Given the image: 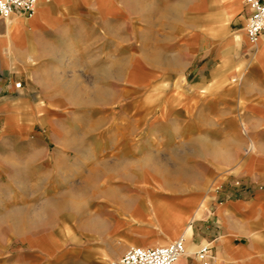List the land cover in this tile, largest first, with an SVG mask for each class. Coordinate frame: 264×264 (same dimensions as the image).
<instances>
[{
    "label": "crops",
    "instance_id": "obj_1",
    "mask_svg": "<svg viewBox=\"0 0 264 264\" xmlns=\"http://www.w3.org/2000/svg\"><path fill=\"white\" fill-rule=\"evenodd\" d=\"M251 13L246 0H38L0 17V175L15 164L17 188L95 214L79 219L85 239L23 233L30 251L12 263L110 264L115 244L184 236L176 264H203L206 243L211 264H264V32L250 43ZM83 192L105 201L84 210Z\"/></svg>",
    "mask_w": 264,
    "mask_h": 264
},
{
    "label": "rangeland",
    "instance_id": "obj_2",
    "mask_svg": "<svg viewBox=\"0 0 264 264\" xmlns=\"http://www.w3.org/2000/svg\"><path fill=\"white\" fill-rule=\"evenodd\" d=\"M170 168L173 169L176 167ZM92 169L95 170V167ZM8 171L11 172V176H9V174L0 175V264H14L11 260H14V255L16 253H19V251L22 250L30 251L27 250V246L21 245L20 239L23 233L25 234L24 237H29L31 235H34L35 237L45 236L63 240L66 239L67 241L70 239H85L84 237L86 234L93 233L91 230L79 229L78 222L81 216L88 217L91 214L95 215L94 213L80 214L75 208L68 205L64 206L63 203L61 205L56 204L55 207L48 206L50 200L43 197L44 187L43 189H39L37 183L33 184L32 182H23L19 183L20 187L17 188L18 183L15 181L17 170L15 164L13 166H9ZM18 175H21V172L18 173ZM104 184L109 185L112 183H100V185ZM22 194L23 196H21ZM59 200L64 202V199L56 197V201L59 202ZM80 200L82 201L84 210L88 205L94 207L105 201L104 198H97L94 192H83ZM38 207H40V209L45 208L46 210L55 208V213L40 214L39 217H37V214H33L31 211L33 209L37 210ZM15 213L20 214V223H22L23 220L33 219L32 217H34L33 220L39 224L40 228L16 230L15 221L13 222L11 219L15 216ZM10 227H12V229ZM113 248L117 249L118 257H120L128 248H130V246L124 247L123 249V246L115 244ZM113 261L110 262V264H112Z\"/></svg>",
    "mask_w": 264,
    "mask_h": 264
},
{
    "label": "built area",
    "instance_id": "obj_3",
    "mask_svg": "<svg viewBox=\"0 0 264 264\" xmlns=\"http://www.w3.org/2000/svg\"><path fill=\"white\" fill-rule=\"evenodd\" d=\"M252 9L246 23V34L252 45H255L264 32V0H246ZM38 0H0V17L10 18L15 13L30 16L36 9ZM21 82L15 87L20 88ZM251 148L247 149L250 152ZM237 186L241 183L238 181ZM186 239L184 236L166 245L132 246L112 264H176L186 254ZM197 258L203 264H211L213 259L212 247L203 244L196 251Z\"/></svg>",
    "mask_w": 264,
    "mask_h": 264
}]
</instances>
